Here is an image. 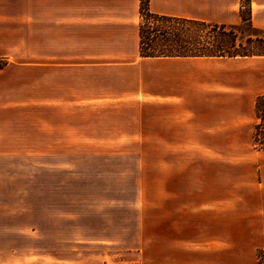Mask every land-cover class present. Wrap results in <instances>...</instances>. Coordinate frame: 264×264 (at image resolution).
<instances>
[{
    "label": "rangeland",
    "instance_id": "374dc122",
    "mask_svg": "<svg viewBox=\"0 0 264 264\" xmlns=\"http://www.w3.org/2000/svg\"><path fill=\"white\" fill-rule=\"evenodd\" d=\"M62 62L31 77V157L0 161V264H264V57L182 66L170 82L147 63L75 77L74 45ZM181 74L200 88L186 126L173 106L74 102L141 81L178 89Z\"/></svg>",
    "mask_w": 264,
    "mask_h": 264
},
{
    "label": "crops",
    "instance_id": "0c3cea01",
    "mask_svg": "<svg viewBox=\"0 0 264 264\" xmlns=\"http://www.w3.org/2000/svg\"><path fill=\"white\" fill-rule=\"evenodd\" d=\"M242 9V0H149L153 14L226 25L240 24ZM248 9L253 26L264 30V0H249ZM140 22V0H0V59L7 61L0 69V161L31 157L35 148L31 136L24 133L20 115L25 110L30 113L32 75L52 76L62 71L63 45H74V63L65 65L74 66V76L84 78L125 76L147 63L170 82L182 66L225 64L240 58L140 57ZM181 75L184 80L178 89L146 91L141 81L119 91H86L76 95L74 102L100 107L142 102L173 106L180 110L176 123L186 126L184 113L195 116L192 110L197 100L193 97L200 88ZM46 103L56 106L51 100ZM7 170L0 168V172Z\"/></svg>",
    "mask_w": 264,
    "mask_h": 264
},
{
    "label": "trees",
    "instance_id": "16d2710c",
    "mask_svg": "<svg viewBox=\"0 0 264 264\" xmlns=\"http://www.w3.org/2000/svg\"><path fill=\"white\" fill-rule=\"evenodd\" d=\"M249 0H242L237 25L153 14L140 0L139 55L143 58L264 57V30L251 22ZM7 61L0 59V69ZM253 145L264 151V94L256 98Z\"/></svg>",
    "mask_w": 264,
    "mask_h": 264
}]
</instances>
